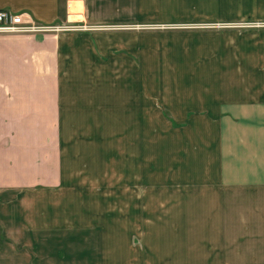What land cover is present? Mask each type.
<instances>
[{"label":"crops","instance_id":"1","mask_svg":"<svg viewBox=\"0 0 264 264\" xmlns=\"http://www.w3.org/2000/svg\"><path fill=\"white\" fill-rule=\"evenodd\" d=\"M201 1L0 0L90 28L0 34V264H264L259 46L171 30L264 0Z\"/></svg>","mask_w":264,"mask_h":264},{"label":"rangeland","instance_id":"2","mask_svg":"<svg viewBox=\"0 0 264 264\" xmlns=\"http://www.w3.org/2000/svg\"><path fill=\"white\" fill-rule=\"evenodd\" d=\"M201 1V0H199ZM203 1V2H202ZM201 3H205L206 2L204 0H202ZM219 7L221 8L220 5H224L226 2L224 0H219ZM243 2V0H230V3L234 5L235 8H238L239 5ZM176 5L181 8V6H184V0H176ZM194 2H192L190 4V6H192ZM199 3V2H198ZM201 3L199 6H201ZM197 4V3H196ZM247 9H249V12H245V14L243 13V15L239 16L238 18H233V19H226L225 14L223 13H218L217 17H213V15L211 14V17H208L207 19H211L212 21H208L211 23H201V24H185V25H175V27L177 28H171V30L173 31H178V29L181 28H185V29H197V30H205V31H214L217 33H235V34H248L249 35V41L251 42V45L256 47L259 46L256 49V52L258 54V56L260 57L261 61L260 63L256 62L257 60L255 59H251L254 63L253 65H255V63L260 64L259 66H252L254 69H257L258 72H262L264 71V13H259L258 7H264V4H251V5H243V7H245ZM261 12V10H260ZM259 13L258 16H261L259 18H256V15ZM196 14H199L203 17L202 13L197 12ZM248 15L247 17H244L245 15ZM148 20H150L149 18H146ZM227 20V21H226ZM206 22V21H203ZM174 23H177L174 21ZM75 24H77L75 22ZM142 24V23H139ZM144 25H137V29H141V28H147V27H141ZM184 26V27H181ZM149 29H151V27H148ZM158 27H153V29H157ZM165 28V27H162ZM167 28V27H166ZM90 30V29H87ZM84 31V30H83ZM251 32H255V33H251ZM258 78V77H257ZM264 78V76H263ZM185 110V109H182ZM163 115L165 116V118H169L171 120V115L170 113H168L167 110L163 111ZM172 122V120H171ZM174 126H176V124H173ZM177 127V126H176Z\"/></svg>","mask_w":264,"mask_h":264},{"label":"built area","instance_id":"3","mask_svg":"<svg viewBox=\"0 0 264 264\" xmlns=\"http://www.w3.org/2000/svg\"><path fill=\"white\" fill-rule=\"evenodd\" d=\"M90 29L87 26H80L72 22L68 24L46 25L35 21L28 13H14L9 10H0V34H45L67 31H81Z\"/></svg>","mask_w":264,"mask_h":264}]
</instances>
